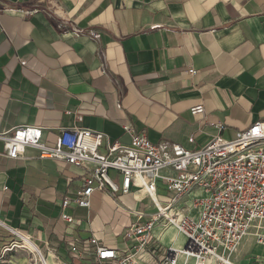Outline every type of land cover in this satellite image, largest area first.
Segmentation results:
<instances>
[{
	"label": "crops",
	"instance_id": "0c3cea01",
	"mask_svg": "<svg viewBox=\"0 0 264 264\" xmlns=\"http://www.w3.org/2000/svg\"><path fill=\"white\" fill-rule=\"evenodd\" d=\"M74 28L97 29L100 39L74 36L68 32ZM200 104L205 114L192 116ZM263 121L264 0H0V133L39 127L51 146L60 128L79 127L127 144L122 126L129 123L152 143L197 150ZM3 154L0 140L2 258L16 232L28 236L48 264H56L53 255L83 264L69 251L72 237L95 235L108 248H124L119 237L134 220L129 212L139 208L132 196H124L132 208L120 197L118 209L98 192L89 209L71 203L70 215L80 223L67 227L59 204L75 196L85 172L41 159L32 147L17 159ZM199 196L202 190H193L185 199L190 216L196 215L191 200ZM156 234L163 246L185 244L174 228ZM128 245L134 261L159 264L161 253H136L135 243ZM178 264L195 261L182 257ZM234 264H264V246L248 237Z\"/></svg>",
	"mask_w": 264,
	"mask_h": 264
},
{
	"label": "built area",
	"instance_id": "2783aa9c",
	"mask_svg": "<svg viewBox=\"0 0 264 264\" xmlns=\"http://www.w3.org/2000/svg\"><path fill=\"white\" fill-rule=\"evenodd\" d=\"M57 27L62 30L64 26ZM68 32L87 35L94 42L100 39L97 29L74 28ZM19 61L26 63L24 59ZM100 72L104 73L103 68ZM189 74L195 75V71L189 70ZM116 107L120 108L119 104ZM189 113L204 115V107L197 105ZM122 131L130 135L127 144L79 127L60 128L51 146L42 141L39 127L20 126L10 134L0 133L3 156L8 159H17L26 147H32L41 159L65 162L85 172L75 196L65 197L59 204L65 226L80 223L70 215L71 203L89 209L95 192L106 196L118 209L120 197L130 195L138 204L136 211L129 212L134 220L119 237L124 248H108L95 235L83 241L72 236L73 240H67L70 253L83 264H140L129 254L128 242L135 243L136 253L145 249L151 255L161 253L159 264H178L180 253L195 264L208 260L234 264L235 255L248 237L264 246V121L250 124L232 140L212 138L197 150L169 141L152 143L129 123L122 126ZM187 142L193 144L194 140L189 137ZM142 190V198L135 199ZM193 190H202L203 196L192 198L196 215L190 216L185 199ZM159 192L164 194L163 204L158 200ZM144 199L148 204L143 205ZM150 206L155 213L145 212ZM169 228L184 237L181 250L159 241L156 230L162 234ZM16 237L21 243L11 242L2 254L14 248L22 250L19 237H23L36 249L32 253L35 263L48 264L42 250L28 236L16 232ZM53 256L56 264H66Z\"/></svg>",
	"mask_w": 264,
	"mask_h": 264
},
{
	"label": "rangeland",
	"instance_id": "374dc122",
	"mask_svg": "<svg viewBox=\"0 0 264 264\" xmlns=\"http://www.w3.org/2000/svg\"><path fill=\"white\" fill-rule=\"evenodd\" d=\"M157 197H158V200L162 203L164 194L159 192ZM119 201L126 208L133 207L130 197L120 198ZM145 204H148L147 199L143 200V205ZM155 211L156 209L151 206L149 208H146L145 210L146 213H155ZM13 242H17V244L21 243L16 237H13ZM5 256L6 258H2L0 256V264H36L34 260V256L26 252L24 249L20 250L18 248H14L10 252H6Z\"/></svg>",
	"mask_w": 264,
	"mask_h": 264
},
{
	"label": "bare ground",
	"instance_id": "6f19581e",
	"mask_svg": "<svg viewBox=\"0 0 264 264\" xmlns=\"http://www.w3.org/2000/svg\"><path fill=\"white\" fill-rule=\"evenodd\" d=\"M139 192H144L143 190L142 191H139ZM177 231V230H176ZM177 233L179 234V235H181L178 231H177ZM182 236V235H181ZM183 237V236H182ZM23 242V249L26 251V252H28L29 254H32L34 251H36V249H35V247L33 246V244L31 243V242H29V241H27L25 238H23V237H19ZM184 238V237H183ZM174 248V247H173ZM176 249H178V250H181L182 248H176ZM182 257H184V256H182L181 255V253L179 254V256H178V260H177V262L179 263V259L180 258H182Z\"/></svg>",
	"mask_w": 264,
	"mask_h": 264
}]
</instances>
